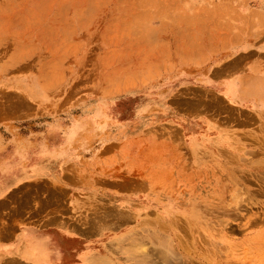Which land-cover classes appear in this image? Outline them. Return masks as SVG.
<instances>
[{
  "label": "rangeland",
  "instance_id": "rangeland-1",
  "mask_svg": "<svg viewBox=\"0 0 264 264\" xmlns=\"http://www.w3.org/2000/svg\"><path fill=\"white\" fill-rule=\"evenodd\" d=\"M205 23H233L228 2L0 0V24L31 30L0 45V61L12 59L19 74L36 73L34 83H23L46 102L34 112V125L20 123V134L35 137L36 146L71 147L85 164L82 175L58 177L50 188L12 193L0 215L49 199L52 209L82 223L88 240L97 237L86 261L92 264H264V119L230 110L195 87L174 96L162 92L169 78L164 69L178 56L195 64L201 40L207 48L226 36L224 47L235 50L243 38L205 31ZM166 101L191 120L186 127H158L168 120L158 112ZM209 111L231 135L217 148L192 121ZM172 135L183 146L190 140L183 170L125 174L124 146ZM107 140L116 142L101 151ZM96 167L98 177L91 174ZM65 250L59 264H77L79 246L67 241Z\"/></svg>",
  "mask_w": 264,
  "mask_h": 264
},
{
  "label": "crops",
  "instance_id": "crops-1",
  "mask_svg": "<svg viewBox=\"0 0 264 264\" xmlns=\"http://www.w3.org/2000/svg\"><path fill=\"white\" fill-rule=\"evenodd\" d=\"M223 1L232 8L233 23L227 28L219 23H205L203 30L244 33L239 45L235 50L224 47L227 37L219 36L213 45L208 41L205 48L204 40H201L203 53L195 64L178 56L170 67L164 69V75L169 78L162 92L174 96L181 89L195 87L210 100L220 102L230 110L264 119V0ZM0 26H4L0 29L4 32L0 34L1 46L18 41L20 37L25 38L18 34L20 31H31L8 24ZM20 27L28 28L26 25ZM14 64L12 59L0 61V205L16 191L50 188L53 182L59 181L58 177L69 173L82 175L85 168L79 160L80 153L71 151V147L36 146L35 137L20 134V123H29L28 128L34 125L31 120L34 112L42 110L46 102L28 93L27 85L23 83H34L39 79L38 75L34 72L19 74L15 72ZM255 80L263 83L257 84ZM158 112L168 117L164 125H158L165 130L178 125L184 128L191 122L167 101ZM212 115L209 111L192 121L200 123L205 134L207 131L210 133L211 143L217 148L221 146L223 136L228 134L227 139H230L231 135L229 129ZM189 141H184L183 146L180 137L174 135L139 137L138 141L119 151L125 157V174L145 177L176 174L181 168L183 170V156L192 152ZM115 142L107 140L101 151ZM150 150L155 152L148 158L152 154ZM90 164L95 168L93 160ZM97 169L91 174L96 172L98 177ZM49 202V199H39L37 208L32 206L26 210L18 207L16 211L11 210L10 215H0V264H37L35 256L46 258L48 264H59L66 254L67 241L79 246V252L75 254L77 264L93 263L86 261L89 254H93L88 251L97 237L91 236L92 240H88L81 222L68 220L60 207L52 209Z\"/></svg>",
  "mask_w": 264,
  "mask_h": 264
},
{
  "label": "bare ground",
  "instance_id": "bare-ground-1",
  "mask_svg": "<svg viewBox=\"0 0 264 264\" xmlns=\"http://www.w3.org/2000/svg\"><path fill=\"white\" fill-rule=\"evenodd\" d=\"M257 84H258V82H257ZM144 232V231H143ZM139 234V233H138ZM130 235V234H129ZM140 236V235H139ZM128 237V236H127ZM141 237V236H140ZM138 238V237H137ZM142 239V238H141ZM144 239V238H143ZM129 240V239H128ZM140 240V239H139ZM145 241V240H144ZM137 242V241H136ZM149 242V241H148ZM145 243V242H144ZM165 243V242H164ZM135 244V243H134ZM147 244H149V243H147ZM135 246H136V244H135ZM145 246V245H144ZM154 247V246H153ZM159 247V246H158ZM148 250H149V248H148ZM147 251V250H146ZM151 252V251H150ZM162 252H163V250H162ZM161 253V252H160ZM158 254V253H157ZM180 255H181V258L183 259L184 258V255H183V253H180ZM164 256V255H163ZM158 257V256H157ZM161 257V256H160ZM163 258V257H162ZM158 259H160V258H158ZM166 259V258H165ZM172 259H176V258H172ZM161 263H162V261H163V259H162V261L161 260H159ZM165 261V260H164ZM101 262H103V261H101ZM140 262V261H139ZM183 262V261H182ZM106 263V262H105ZM104 264V263H103ZM137 264V263H136ZM164 264V263H163Z\"/></svg>",
  "mask_w": 264,
  "mask_h": 264
}]
</instances>
